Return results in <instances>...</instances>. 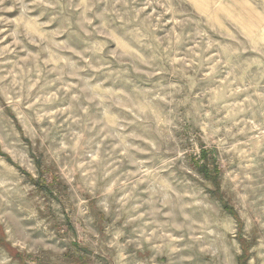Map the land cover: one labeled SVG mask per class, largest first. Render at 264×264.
Here are the masks:
<instances>
[{"label":"rangeland","instance_id":"374dc122","mask_svg":"<svg viewBox=\"0 0 264 264\" xmlns=\"http://www.w3.org/2000/svg\"><path fill=\"white\" fill-rule=\"evenodd\" d=\"M244 254L264 264V0H0V264Z\"/></svg>","mask_w":264,"mask_h":264},{"label":"trees","instance_id":"16d2710c","mask_svg":"<svg viewBox=\"0 0 264 264\" xmlns=\"http://www.w3.org/2000/svg\"><path fill=\"white\" fill-rule=\"evenodd\" d=\"M204 175H206L207 177L210 176V174L207 172V168H204ZM245 258H246V255L244 254L243 257H242V259H241L240 264H245V263H244Z\"/></svg>","mask_w":264,"mask_h":264}]
</instances>
